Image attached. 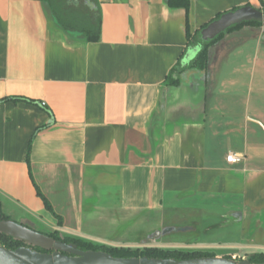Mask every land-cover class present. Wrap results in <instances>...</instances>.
I'll use <instances>...</instances> for the list:
<instances>
[{"label":"crops","instance_id":"0c3cea01","mask_svg":"<svg viewBox=\"0 0 264 264\" xmlns=\"http://www.w3.org/2000/svg\"><path fill=\"white\" fill-rule=\"evenodd\" d=\"M66 3L79 15L0 0L4 214L63 233L105 214L124 231L145 223L152 248L178 233L194 234L195 251L264 253V26L224 35L206 73L185 61L200 46L189 33L242 7L264 12V0H191L188 14L168 0ZM85 16H101L98 42L83 36Z\"/></svg>","mask_w":264,"mask_h":264},{"label":"water","instance_id":"95a60500","mask_svg":"<svg viewBox=\"0 0 264 264\" xmlns=\"http://www.w3.org/2000/svg\"><path fill=\"white\" fill-rule=\"evenodd\" d=\"M250 22L264 25V12L246 6L225 13L202 30V40L204 42L213 41L232 27ZM200 51L201 46L189 50L185 61H193ZM0 234L27 246L16 250L0 246V264H259L251 263L249 260L235 261L224 257H203L181 261L147 257L116 258L102 251H83L76 244H66L12 219L0 221ZM35 248L45 252H38Z\"/></svg>","mask_w":264,"mask_h":264},{"label":"trees","instance_id":"16d2710c","mask_svg":"<svg viewBox=\"0 0 264 264\" xmlns=\"http://www.w3.org/2000/svg\"><path fill=\"white\" fill-rule=\"evenodd\" d=\"M49 3L52 2L53 10L57 15H65L69 18L72 16H77L75 15L76 12H74L71 8L67 6V1L68 0H45ZM79 1V0H76ZM85 2L91 4L92 0H84ZM168 5L172 9H182L187 12V14L190 11V6H191V0H168ZM222 15H219L217 19H219ZM88 19L87 22L85 21L84 24L81 26V32L83 33V36L89 41V42H98L101 37V16H99L98 21L94 19L90 20V16H85V19ZM215 21V20H214ZM61 26V25H60ZM208 26V25H207ZM206 26V27H207ZM246 26H252V27H263V24L257 23V22H250V23H244L242 25L234 26L231 29H229L226 33L220 35L218 38H216L213 41L209 42H204L201 37V32L203 29L198 31L196 35L191 36V34H188L189 38V45L190 47L200 45L201 46V51L197 55V57L192 61L188 69L186 70H194L198 72H205L208 69V63H209V50L210 48L216 44L221 38H223L224 35L240 30ZM63 27V26H62ZM66 28V27H65ZM63 27V30H66ZM67 31V30H66ZM185 70V71H186ZM179 73V67H176L170 78L173 79V76ZM170 82L177 86L178 81L170 80ZM14 101H18L19 99H12ZM37 194L38 196L43 200L44 205L49 213H51L58 221V226L62 227L63 226V219L57 215L50 204V202L47 200V198L42 194L41 190L37 187ZM11 218L8 217L7 215L4 214L2 205L0 202V221L1 220H10ZM50 237L62 241L66 244H76L79 249L83 251H102L105 253H109L113 257L116 258H142V257H147L150 259H174V260H189V259H196V258H203V257H214L213 254L208 253V252H201V251H196V252H188V251H180V250H164V249H159V248H146L145 250L141 251L140 249H132V248H117V247H106L105 245H94L93 243L89 241H85L80 238H74V237H69V236H64L60 232L56 231L51 234H49ZM0 246H3L7 249L10 250H16L17 248L20 247H27L24 243H21L19 241H16L15 239L8 237L6 235L0 234ZM36 251L38 252H45L41 249L35 248ZM227 259H232L231 257H225ZM251 263H264V253H256L252 255L248 259Z\"/></svg>","mask_w":264,"mask_h":264},{"label":"rangeland","instance_id":"374dc122","mask_svg":"<svg viewBox=\"0 0 264 264\" xmlns=\"http://www.w3.org/2000/svg\"><path fill=\"white\" fill-rule=\"evenodd\" d=\"M98 219L99 220L90 219L85 221L84 226L80 228L79 231H76V229L75 231L64 229L66 232L64 231L63 233L61 230L58 232H60L64 236H70L89 241L97 246L105 245L106 247H124L132 248L134 250L140 249L141 251L145 250L146 248L155 246L153 242L143 244L142 236L144 234V228H147L145 223L142 226V222L138 221L135 227H126V230L124 231L122 229V226H125L126 224L122 225L117 221L114 222L112 219L110 220V218L105 214H101V219L100 217ZM18 223L46 235H49L51 234V232H53L50 227L48 228L45 225H36L35 223H28L27 221ZM72 232H74V234ZM216 236L210 237L209 240H215V242L219 241L217 240ZM195 240L196 237L194 236V234H168L162 238L161 245L163 249L196 252L195 250L190 249V246L196 242ZM208 253L213 254L214 257L217 258H221L225 255V252L219 245L216 246L215 249H211L210 251H208ZM227 254L229 255V253ZM251 256L252 255L250 254H242L238 256V258L232 260H248Z\"/></svg>","mask_w":264,"mask_h":264},{"label":"built area","instance_id":"2783aa9c","mask_svg":"<svg viewBox=\"0 0 264 264\" xmlns=\"http://www.w3.org/2000/svg\"><path fill=\"white\" fill-rule=\"evenodd\" d=\"M243 161H244V157H242L240 155L230 154L227 157V162L229 164H232V165H239V164L243 163Z\"/></svg>","mask_w":264,"mask_h":264}]
</instances>
